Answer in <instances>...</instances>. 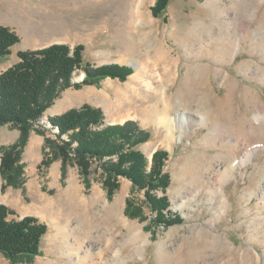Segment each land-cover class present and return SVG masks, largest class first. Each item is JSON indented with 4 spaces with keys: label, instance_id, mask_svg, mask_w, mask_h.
I'll list each match as a JSON object with an SVG mask.
<instances>
[{
    "label": "rangeland",
    "instance_id": "1",
    "mask_svg": "<svg viewBox=\"0 0 264 264\" xmlns=\"http://www.w3.org/2000/svg\"><path fill=\"white\" fill-rule=\"evenodd\" d=\"M46 1L40 2L43 7L23 0V17L8 26L21 36L14 51L53 43H67L73 48L82 43L86 62L126 65L133 73L125 80L109 76L99 84L67 88L45 110L43 121L49 124L50 117L85 104L102 108L107 124L137 120L151 133L150 140L139 146L150 164L157 150L169 153L165 171L170 184L155 191L168 205L165 215H159L148 203L145 189L134 188L126 176L112 180L116 189L110 195L100 160L93 161L87 179L82 174L84 169L73 160L66 163L65 174L61 158L40 168L51 151L44 140L42 155L31 151L25 154L26 160L22 153L25 168L32 163L39 170L33 196L29 193L26 203L17 206L19 214H33L47 224L40 254L16 263L0 251V264L90 263L91 257L83 262L82 256L92 251L97 257L103 240L110 235L114 241L110 253L119 248L123 259L116 264H264V145L255 147L247 162L239 163L226 179L224 191L229 204L221 210L219 195L211 194L208 187L215 179L213 169L225 164L232 153L225 144L229 135L222 134L217 143L205 141L219 121L237 127L254 116L256 104L264 107V81L251 74L257 68L264 70V0H170L160 14L154 12L157 0ZM233 36L240 46L231 57L217 59L219 38L229 44ZM203 71L204 87L195 82L197 79L186 78V73L202 75ZM84 77L83 70L74 74L75 81ZM227 85L236 87L230 103L224 97L229 91ZM249 90L257 95V102H251L248 93L246 97L244 93ZM205 91L209 94L201 96ZM200 96L206 101L205 107L197 104ZM165 105L179 126L171 137L159 120L165 116L154 113ZM203 108L206 112L199 113ZM207 112L209 115L204 114ZM206 117L215 118L216 123H207ZM256 131L261 133L259 128ZM14 132L19 134L16 138ZM0 133L5 138H0V147L15 144L21 136V130L10 124L0 123ZM236 137L240 155L242 138ZM29 140L30 136L26 146ZM117 214L127 225L118 222ZM176 214L179 219L171 223V216ZM76 229L82 233L79 254L67 247L79 239Z\"/></svg>",
    "mask_w": 264,
    "mask_h": 264
},
{
    "label": "trees",
    "instance_id": "2",
    "mask_svg": "<svg viewBox=\"0 0 264 264\" xmlns=\"http://www.w3.org/2000/svg\"><path fill=\"white\" fill-rule=\"evenodd\" d=\"M157 1L154 12L160 14L170 0ZM20 41L18 32L0 25V62L11 54L12 47ZM84 50L82 43L73 48L67 43H53L37 49L19 50V60L0 74V123L21 130L18 142L0 147L3 190L8 186L24 188L26 179L22 153L34 129L45 136V143L51 150L42 160L40 168L61 158L65 174L66 163L73 160L84 169L82 174L85 176L90 174L89 167L93 161L100 160L108 176L105 182L110 195L116 189L112 180L126 176L132 180L134 188L145 189L151 208L163 216L167 199L158 197L155 191L165 190L170 184V177L165 171L169 153L163 149L157 150L150 164L139 146L150 140L151 133L141 127L137 120L107 124L103 109L91 104L50 117L49 124L42 119L45 110L67 88L99 84L109 76L125 80L133 73V68L126 65H93L86 62ZM77 70L85 72L82 81L74 80ZM130 207L128 201V213ZM16 214L13 208L0 204V251L12 262L18 263L40 254L41 241L48 227L33 215L11 218ZM178 219L176 214L169 221L172 223Z\"/></svg>",
    "mask_w": 264,
    "mask_h": 264
},
{
    "label": "bare ground",
    "instance_id": "3",
    "mask_svg": "<svg viewBox=\"0 0 264 264\" xmlns=\"http://www.w3.org/2000/svg\"><path fill=\"white\" fill-rule=\"evenodd\" d=\"M226 33H228V32H226ZM225 41L226 40H224L222 37H220L218 40L219 50H218L217 56H216L217 59H227L228 56L231 57V55H232V53H234L235 49H237L240 46V45H238L239 43L237 42L236 36H233V42H229V44H231V46H228L229 45L228 42H225ZM261 48L264 50V45H261ZM202 49H204L203 46H202ZM263 54H264V52H263ZM203 74H205L204 71L202 72V75L200 73H194V72L186 73V78L192 79L191 77H193V78H195V80L197 79V81H195V82H200L204 87V84L202 83V81L205 80L206 78L204 79ZM251 74L255 75V78L259 77V79L264 81V70L262 68L255 69L254 71L251 72ZM163 75H165V74H163ZM225 81L226 82L229 81L228 77L227 78L225 77ZM227 84H228V82H227ZM198 85H199V83H198ZM227 87L229 88V91L225 94L224 97L226 98L225 101L227 100V102L230 103V101H232V99L234 97V92H236V90H235L236 87L234 85H227ZM247 93H248V97H249L250 101L252 100L253 102H257V100H258L257 95L254 92L250 93V90H249L248 92L246 91V93H244V94L246 95ZM208 94L209 93L207 91H205V92L201 93V96H204V95L206 96ZM197 95H198V93H197ZM201 96L198 98L199 100L197 99L198 100L197 104L199 106L205 107L204 105H205L206 101ZM246 97H247V95H246ZM190 100H192V98ZM167 106L165 105V108H163L161 111H160V109H158V111L155 110L154 113H155V115H157V113H160L163 116H165V117H159V120L161 123L165 124V126L167 127V131H168L167 136L171 137L174 134V130L179 129V126L176 124L177 121L175 120V118H172L171 112H169L170 109ZM256 106H257V109L254 112L253 117H249V116L247 117L245 115L247 117L246 118L247 123H245V124L242 123V124L238 125L237 127H235L236 125L234 126V125H230V124H225L222 121H219L216 129L214 131H210L205 138L206 142L209 141L211 143H217V140L219 139V137L222 134H224V133L228 134L229 139L226 140L227 142H225V144L227 145L226 146L227 148H230V147L232 148L231 149L232 153L230 152L227 159H225L226 160L225 164L220 163L214 169H213L214 166L213 167H212V165L208 166L209 169L210 168L213 169L214 174H215V179L212 181L213 182L212 186H209L208 190L213 195H219V201H220L219 209H221V210H225L223 208H225L229 204L228 203V197L226 196V193L224 191V187H225L224 185L226 183V179L233 175L235 168H236V166L239 165V163L245 164L247 162L248 158L252 154V150L255 147H257L259 145H264V107H262V105H257V104H256ZM156 107H157V105H156ZM204 110L200 111L199 113L206 112V110L205 111ZM241 111H242V109H241ZM204 114L209 115L208 112L204 113ZM210 116H211V114H210ZM190 117H192V116L190 115ZM215 118L206 117L207 123L214 122ZM216 120H218V119H216ZM254 121H256L258 124H255ZM214 123H216V121ZM256 128H259V130H261L260 134L257 133ZM180 136H182V134ZM236 136H239L240 139L242 138L241 141L243 144H242V151H241L240 155H237V153H238L237 150L240 148V141ZM233 149H235V150H233ZM202 188H204V186L201 188L199 187L198 189L201 190ZM108 207L109 206H107V208ZM117 209H119V208H117ZM220 215H221V212H218L217 216H220ZM117 216H118V219H117L118 222H120L123 225H127L126 220L121 215L117 214ZM75 232H77L79 239H75L74 242H70L69 244L67 243L68 244L67 247L73 253L79 254L81 249H82L81 248L82 242L80 241L81 240L80 237H81L82 233L79 231V229L78 230L76 229ZM102 236H99V237H102ZM134 236L137 237L136 238L137 240L140 239L139 233H136ZM140 241H142V236H141ZM113 249H114V241H113V237L110 235L105 239V241L103 240V244L100 246L99 250L96 252L97 257L94 256L95 252L93 253L92 251H90V253L87 254V256H86V254H84L82 256V261L84 262L86 260L85 258L91 257V262L86 263V264H116V262L120 263L121 260H123V259H121L122 257H120V254H119V253H121V250L119 248H117L114 251V253H110V252H113L112 251ZM80 259H81V257H80ZM95 260H97V261H95ZM82 261H80V262H82Z\"/></svg>",
    "mask_w": 264,
    "mask_h": 264
},
{
    "label": "crops",
    "instance_id": "4",
    "mask_svg": "<svg viewBox=\"0 0 264 264\" xmlns=\"http://www.w3.org/2000/svg\"><path fill=\"white\" fill-rule=\"evenodd\" d=\"M27 1H34L38 6L42 5L44 7V3H40L42 2V0H27ZM46 3H48V0L46 1ZM52 2L48 3L51 4ZM39 8V7H38ZM23 0H0V25H5V26H14V24L16 23L14 21L15 18H21L23 17ZM14 29V28H13ZM52 42H63L61 39H52ZM16 45L14 47H12V52L10 55H8L7 57H5L1 62H0V68L2 66V69H0V72H3L4 69L8 68L9 66H12L13 64H15L18 61V56L15 55L19 49H16V51H14ZM39 47H24V50H31V49H37ZM14 56H16V59H13ZM9 58L12 59V61L9 60ZM11 62V63H9ZM2 63V64H1ZM5 64H8L9 66L7 67H3ZM3 133H0V135H2ZM13 137L16 138L19 134L16 132H14ZM1 139H5L3 136H0ZM44 137L37 135L36 132L32 133L30 135V140L28 145L26 146V150L23 152L24 157L26 153H29L31 151H34V153H37V155H42V149H43V143H44ZM3 141V140H2ZM10 141H8L7 143H9ZM33 153V152H32ZM42 157H39V160ZM25 159H29L27 157H25ZM23 160V157H22ZM1 161H2V157H1V153H0V204H6L7 206L13 208L18 215L20 212L17 209V206L19 205H23L24 203H26L25 199L26 196L32 195L33 196V191L32 189H36V185H37V180H38V167L35 164L32 163H27L26 164V168L25 169V185L24 188H17V187H13V186H8L6 188V190L3 191V178H2V173H1ZM29 162V161H28ZM33 193V194H32ZM18 216V218L26 216V215H33V214H25V215H21ZM14 216V215H13ZM12 217V216H11Z\"/></svg>",
    "mask_w": 264,
    "mask_h": 264
}]
</instances>
